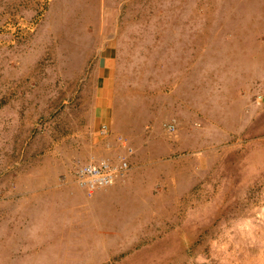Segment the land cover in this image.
<instances>
[{"label":"rangeland","instance_id":"obj_1","mask_svg":"<svg viewBox=\"0 0 264 264\" xmlns=\"http://www.w3.org/2000/svg\"><path fill=\"white\" fill-rule=\"evenodd\" d=\"M251 22L264 40V0H0V264H264V83L251 131L220 140L166 64L177 35ZM98 67L103 123L136 154L126 184L89 199L71 170L112 154Z\"/></svg>","mask_w":264,"mask_h":264},{"label":"crops","instance_id":"obj_2","mask_svg":"<svg viewBox=\"0 0 264 264\" xmlns=\"http://www.w3.org/2000/svg\"><path fill=\"white\" fill-rule=\"evenodd\" d=\"M261 28L260 23L251 22L250 26L237 32L233 30L231 33L177 35L178 40L174 41L178 44L169 46L171 55L166 59L167 66L186 67L185 72L190 75L188 82L197 98L196 108L207 121L218 123L217 130L222 127L217 132L220 140L229 139L240 126L248 132L251 131L249 124L252 119L244 113L243 105L248 103V95L255 84L264 83V40H259L256 34L262 31ZM103 36L104 34H100L92 42L96 43ZM174 53H178L177 56ZM183 53L185 56L181 57ZM106 60L111 58L106 57ZM101 70L98 67L96 71V80L104 81L97 89L98 100L95 102L96 109L100 111L99 119H96L100 123L99 127L105 125L103 122L111 100L109 86L106 87L110 75L106 78V69L102 73ZM217 98L224 101L214 103L213 99ZM88 102L86 105H89ZM172 105L175 104L172 102ZM86 118L84 124H87ZM84 130L83 128V132ZM261 137L263 138H259L257 143L258 149H264V135ZM65 150L72 154L77 152V149Z\"/></svg>","mask_w":264,"mask_h":264},{"label":"built area","instance_id":"obj_3","mask_svg":"<svg viewBox=\"0 0 264 264\" xmlns=\"http://www.w3.org/2000/svg\"><path fill=\"white\" fill-rule=\"evenodd\" d=\"M163 128L167 134L176 135L179 128L178 122L176 119L165 121ZM99 136L112 154L100 159L91 157L88 160H78L71 170L73 181L89 199L101 190L117 184H126L131 175L132 160L136 154L131 141L124 135L112 133L107 125H101Z\"/></svg>","mask_w":264,"mask_h":264}]
</instances>
